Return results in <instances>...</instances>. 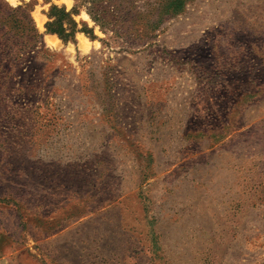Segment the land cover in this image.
I'll return each instance as SVG.
<instances>
[{
  "label": "rangeland",
  "instance_id": "obj_1",
  "mask_svg": "<svg viewBox=\"0 0 264 264\" xmlns=\"http://www.w3.org/2000/svg\"><path fill=\"white\" fill-rule=\"evenodd\" d=\"M179 1L0 0V264H264V0Z\"/></svg>",
  "mask_w": 264,
  "mask_h": 264
},
{
  "label": "trees",
  "instance_id": "obj_2",
  "mask_svg": "<svg viewBox=\"0 0 264 264\" xmlns=\"http://www.w3.org/2000/svg\"><path fill=\"white\" fill-rule=\"evenodd\" d=\"M181 5L182 2L179 0H170L168 8H166L163 12L167 13L169 10L171 15H175L180 11ZM95 11L101 12L99 10H94V13L88 12V15L90 19L96 23V21H100L101 16L100 13H96ZM73 15V11H65L64 8L51 4L46 12L47 21L44 24L45 33L54 34L63 42L72 40L77 31V25L72 19ZM33 32L36 34L35 29ZM37 36L38 35L36 34V37Z\"/></svg>",
  "mask_w": 264,
  "mask_h": 264
}]
</instances>
